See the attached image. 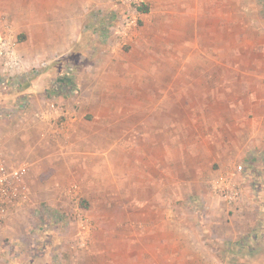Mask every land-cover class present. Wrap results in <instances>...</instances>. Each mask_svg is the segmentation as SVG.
<instances>
[{"label": "rangeland", "instance_id": "1", "mask_svg": "<svg viewBox=\"0 0 264 264\" xmlns=\"http://www.w3.org/2000/svg\"><path fill=\"white\" fill-rule=\"evenodd\" d=\"M66 1L71 13L85 5V34L115 50L113 63L97 72L92 92L74 81L60 94L72 105L29 102L0 119V139L12 132L0 141V164L27 169L0 204V257L264 264V155L250 149L251 139L264 140V0H146L149 13L127 43L110 32L105 39V19L120 22L118 0ZM46 3L0 0V28L7 20L17 33ZM37 69L4 79L24 88ZM225 176L243 192L236 205L213 193ZM12 217L18 244L3 239Z\"/></svg>", "mask_w": 264, "mask_h": 264}, {"label": "crops", "instance_id": "2", "mask_svg": "<svg viewBox=\"0 0 264 264\" xmlns=\"http://www.w3.org/2000/svg\"><path fill=\"white\" fill-rule=\"evenodd\" d=\"M46 2L45 11L39 15H25L23 17L24 21H21L23 24L16 29L19 30L18 34L16 33L19 40V53L25 62L26 69L31 67L38 68L34 73L32 72V74L25 76L26 79L30 80L29 83L23 88L21 81L18 83L14 82L13 87H11V80L4 79L9 77L2 75L0 60V119L9 120L7 117L9 118L10 110L15 112V110H19L17 107L24 108V105L29 102L35 110L52 107L53 101L51 102L50 100L56 98L58 101L55 103L60 106L72 105L73 102L68 101L69 98L62 97L60 94L66 93L74 81L79 86V90H82V93L86 94L85 90L87 88L88 90L92 89V92L97 72L107 69V66L113 63L114 56L112 53L115 50L111 49L110 46L104 47L107 43L106 41L102 40L100 42L94 39L93 35L85 34V5L83 3L78 2L77 9L75 10L74 8L75 11L71 13L68 7L69 3L66 0H46ZM105 26L109 29V31L105 29L108 31L105 33V39L108 38L109 32L110 36L114 38L115 31L112 29L113 25L110 23V18L105 19ZM89 37L90 39L87 41ZM109 42L113 43V39H110ZM71 55L78 57L76 61L77 66L73 62H70ZM88 58L89 63L86 62ZM10 89L13 91L12 94L6 95L5 93ZM52 91L56 92L55 97L51 94ZM16 97L23 100L18 102L19 100H14ZM36 116L40 117V114ZM41 117L47 118L49 115L41 113ZM96 118L94 117V120ZM11 137L12 132L8 130V132H4L1 135L0 141L7 142L6 139ZM257 140L251 139L253 142L250 149L254 152L256 151L253 158L258 155H264V140L262 138L259 141ZM3 150L16 152L17 154L23 151L21 148L14 147H5ZM216 182L212 184V190ZM237 185L240 187L239 184ZM14 219L18 223L20 222L19 226L21 229L26 227L24 225L26 221L24 222L21 217L19 218L18 216V218ZM15 221L13 217L8 220V226L5 227L6 231H3V239L12 236L13 241L18 244L20 235L17 234L16 229L18 228V224L15 227ZM3 245H5V242ZM13 258L11 261V259L6 257H0V264H14V262L22 260L19 252L14 254Z\"/></svg>", "mask_w": 264, "mask_h": 264}, {"label": "built area", "instance_id": "3", "mask_svg": "<svg viewBox=\"0 0 264 264\" xmlns=\"http://www.w3.org/2000/svg\"><path fill=\"white\" fill-rule=\"evenodd\" d=\"M145 3L146 0H118L122 16L117 27L112 28L117 40L125 43L132 40L133 31L137 28L141 16L139 8ZM116 19V16H111L110 23L114 25ZM0 60L4 76L14 79L26 71L25 62L19 53L18 36L7 20L1 23L0 28ZM26 172L27 169L22 167L9 173L8 168L0 164V204H8L11 201L10 191L13 184L20 181ZM213 192L228 205L238 204L243 196L241 188L229 176L219 179L214 184ZM85 235L80 238V248L86 244Z\"/></svg>", "mask_w": 264, "mask_h": 264}, {"label": "trees", "instance_id": "4", "mask_svg": "<svg viewBox=\"0 0 264 264\" xmlns=\"http://www.w3.org/2000/svg\"><path fill=\"white\" fill-rule=\"evenodd\" d=\"M264 5V4H263ZM149 6L147 4H143L140 8H139V12L141 15H146L149 13Z\"/></svg>", "mask_w": 264, "mask_h": 264}]
</instances>
